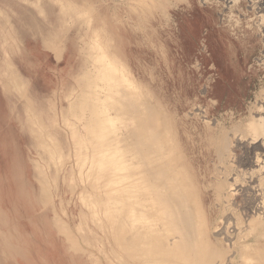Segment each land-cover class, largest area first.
I'll return each instance as SVG.
<instances>
[{
	"label": "rangeland",
	"instance_id": "obj_1",
	"mask_svg": "<svg viewBox=\"0 0 264 264\" xmlns=\"http://www.w3.org/2000/svg\"><path fill=\"white\" fill-rule=\"evenodd\" d=\"M140 2L0 0V264L232 262L224 240L178 250L172 235L158 234L159 222L156 234L145 219L149 234L135 227L129 236L119 98L127 70L109 7L137 9ZM154 2L182 25L193 56L181 60L188 66L181 73L154 70L146 81L169 116L188 123L193 160L211 182L207 189L212 185L202 191L206 234L219 240L226 218L234 234L233 225L242 228L252 214L237 189L257 168L252 162L264 165L262 30L250 0H242L237 26L222 6L206 11L200 0ZM246 120L258 129L245 130ZM262 175L254 174L255 184ZM166 223L180 222L171 215Z\"/></svg>",
	"mask_w": 264,
	"mask_h": 264
},
{
	"label": "bare ground",
	"instance_id": "obj_2",
	"mask_svg": "<svg viewBox=\"0 0 264 264\" xmlns=\"http://www.w3.org/2000/svg\"><path fill=\"white\" fill-rule=\"evenodd\" d=\"M151 1L145 3L141 0L137 9L129 8L126 3H112L109 7L111 22L115 28L114 40L120 47L116 53L123 57L127 70L119 98L122 103L121 119L126 128L123 144L128 154L125 166L128 197L132 201V206L123 214L129 222V236L132 238L135 227L149 234L148 226L145 229L146 219L152 222L150 228L153 232L157 230L158 222L161 223L162 233L158 234L162 237L172 235L173 239L169 238V241H174L173 246L178 250L183 251L188 247L201 250L224 240L228 250L232 252L230 264H264V165H260L259 159L252 162L250 167L257 168L246 173L248 177L244 181L245 184L238 185L237 189L243 196L248 212L251 209L252 214L248 215V219L241 225L242 228L238 227L236 221L235 226L240 230L233 225V230H236L234 234H228L232 226L229 218L225 219L220 228L221 232L219 230L217 234L219 240L211 241L206 234L209 216L202 191L209 190L212 185L207 189L211 182L205 174L199 172V167L193 160L195 150L191 147L194 142L192 133L185 128L184 124L188 126L187 122L179 123L182 131H177L179 124L176 118L169 116L164 105L162 106L163 103L152 94L146 81V78L152 79L149 73L155 72L154 70L168 72L170 75L173 70L181 73L188 67L181 63V60H188L193 54L188 51L183 41L182 25L178 22L171 23L169 16L161 14L155 0ZM164 1L167 3L169 0H161L163 5ZM143 2L145 4H142ZM200 2L207 5L206 11L214 6H222L226 20L232 19L236 26L239 22L237 16L241 15V12L244 13L245 9L242 0ZM250 2L256 14V26H260L264 39V0ZM245 123V130L258 129L252 120ZM209 132L207 129L205 137H208ZM210 142L209 137L208 144ZM255 173L263 174L258 184H255V178L253 180ZM171 215L180 223L177 226L165 227ZM242 233L243 236L240 237ZM235 234L237 237L234 240L230 238ZM220 252L218 251L219 257ZM229 260L230 258L227 259L228 263Z\"/></svg>",
	"mask_w": 264,
	"mask_h": 264
}]
</instances>
